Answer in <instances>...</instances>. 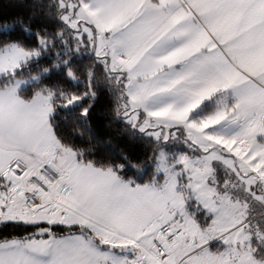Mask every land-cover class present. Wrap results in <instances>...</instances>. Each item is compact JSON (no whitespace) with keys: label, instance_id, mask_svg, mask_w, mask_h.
Returning <instances> with one entry per match:
<instances>
[{"label":"snow or ice","instance_id":"1","mask_svg":"<svg viewBox=\"0 0 264 264\" xmlns=\"http://www.w3.org/2000/svg\"><path fill=\"white\" fill-rule=\"evenodd\" d=\"M31 7L0 15V228L33 229L0 264H264V0ZM102 104L142 158H96Z\"/></svg>","mask_w":264,"mask_h":264},{"label":"trees","instance_id":"2","mask_svg":"<svg viewBox=\"0 0 264 264\" xmlns=\"http://www.w3.org/2000/svg\"><path fill=\"white\" fill-rule=\"evenodd\" d=\"M33 0H0V15L7 16L9 18L22 17L27 22L30 13L32 12ZM5 34L2 27H0V36ZM12 35H20L23 41H30L32 36L28 32H24L22 29L17 27L11 30ZM41 65L48 66L51 61L49 58H42L40 61ZM37 69L33 67V71ZM45 83H54L59 79V73L53 70L45 74L41 78ZM105 105H101L98 110L93 114L92 126L95 129L96 135L99 137L101 143L96 145L95 156L96 158H104L109 154H118L121 150L128 152L134 159L142 158L144 148L139 142H133L128 139L127 136L120 133L122 128L121 124L113 123L110 127L108 126V115L106 114ZM74 125L69 120L66 125L67 129H71ZM33 229L29 228L25 231L22 228H0V241L4 239H12L14 237L19 238L30 234Z\"/></svg>","mask_w":264,"mask_h":264}]
</instances>
